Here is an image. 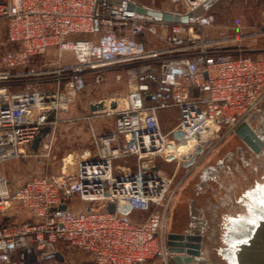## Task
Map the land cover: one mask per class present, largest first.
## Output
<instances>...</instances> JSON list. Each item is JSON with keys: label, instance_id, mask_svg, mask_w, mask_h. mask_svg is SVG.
I'll list each match as a JSON object with an SVG mask.
<instances>
[{"label": "built area", "instance_id": "obj_1", "mask_svg": "<svg viewBox=\"0 0 264 264\" xmlns=\"http://www.w3.org/2000/svg\"><path fill=\"white\" fill-rule=\"evenodd\" d=\"M172 1V11H193L187 22L156 19L131 7L134 0H0V264H26L32 254L31 264H82L81 252L93 264H169L167 221L185 182L264 105V53L204 35L216 22L198 11L205 0ZM68 52L76 61H66ZM112 67L126 70L127 93L88 103L105 102L82 118L92 152L71 161L69 154L58 173L32 175L12 189L4 165L50 149L60 114L88 75L100 82ZM170 109L179 111L177 122L164 128L161 114ZM101 116L114 118L112 129L94 126ZM159 160L173 164V173ZM76 196L82 208L70 203ZM15 205L27 219L9 213Z\"/></svg>", "mask_w": 264, "mask_h": 264}, {"label": "rangeland", "instance_id": "obj_2", "mask_svg": "<svg viewBox=\"0 0 264 264\" xmlns=\"http://www.w3.org/2000/svg\"><path fill=\"white\" fill-rule=\"evenodd\" d=\"M134 1L156 9L167 11L176 9V4L172 0ZM178 8L182 9L180 6ZM204 11L213 13L216 17L215 24L203 31V34L208 38L219 41V45H240L253 56L264 53V28H261L264 24V0H218ZM0 38L2 40L5 38L3 32L0 33ZM56 54L57 52L51 51L48 57L55 58ZM66 56L67 62L76 61V57L72 53L68 52ZM100 74L104 78L100 82L97 81L96 74H89L87 85L79 94L73 107L60 114V122L53 135L48 138L50 149L41 147L39 156L29 155L14 159L4 165L3 170L12 182V189L23 184L32 175L45 172L58 173L63 158L69 154L79 159L92 152L90 125L85 119H82L90 111L88 103L98 99L122 98L127 93L125 69L112 67L104 69ZM48 86L46 85V87ZM178 114L177 109L162 112V126L164 128L174 126ZM72 117L79 119L71 120ZM93 124L99 131L104 132L113 128L114 118L101 116L95 118ZM250 124L256 130L264 129V105L260 112L250 118ZM263 149L264 146L261 151ZM260 152L254 151L241 137L236 133L233 134L217 152L192 173L179 195L199 197L209 195L225 211L255 183L251 174L262 162L257 154ZM47 153L50 154L49 157L46 156ZM120 163L124 164L123 161ZM159 163L165 172L173 173V164H167L162 160H159ZM129 164L132 169L135 168L134 159L129 160ZM179 174H182V169ZM70 203L76 204L79 208L84 206L77 196L72 198ZM95 206L103 207L100 203ZM10 212H13L16 215L14 218L19 221L27 219L25 211H22L18 205L11 208ZM133 218L137 219L140 216L136 214ZM76 255L83 260L82 264H93L88 253L81 252ZM37 264L48 263L42 261Z\"/></svg>", "mask_w": 264, "mask_h": 264}, {"label": "water", "instance_id": "obj_3", "mask_svg": "<svg viewBox=\"0 0 264 264\" xmlns=\"http://www.w3.org/2000/svg\"><path fill=\"white\" fill-rule=\"evenodd\" d=\"M216 1L218 0L203 1L198 11L208 9ZM130 6H135L138 11L150 14L156 19L170 22H187L189 15L193 13V11L178 13L172 10L156 9L140 3ZM111 106L115 107L116 102L112 101ZM104 108V101L90 105L92 111ZM49 118L54 120V113ZM51 131V126L43 127L42 134L32 143L34 151L39 150L41 141ZM261 132L263 139L250 124V119L244 121L236 130V134L256 152H260L264 146V129ZM257 154L262 162L251 174L255 183L225 211L209 195L193 196L192 231L167 232V249L173 263L264 264V203H261L264 195L259 192V189L264 187V149ZM254 194H257L256 197L253 196ZM60 208L66 209L67 205L63 204ZM107 209L115 212V203L110 202ZM222 253L228 256L229 261ZM54 255L63 259L60 252ZM36 259L37 255L32 254L26 264H31Z\"/></svg>", "mask_w": 264, "mask_h": 264}, {"label": "crops", "instance_id": "obj_4", "mask_svg": "<svg viewBox=\"0 0 264 264\" xmlns=\"http://www.w3.org/2000/svg\"><path fill=\"white\" fill-rule=\"evenodd\" d=\"M41 147V146H40ZM198 170V169H197ZM136 215V214H135ZM193 229V196L179 195L173 203L167 221V230L176 232L192 231ZM203 234V233H202ZM146 264H165L161 258L149 260ZM169 264H175L169 260Z\"/></svg>", "mask_w": 264, "mask_h": 264}, {"label": "flooded vegetation", "instance_id": "obj_5", "mask_svg": "<svg viewBox=\"0 0 264 264\" xmlns=\"http://www.w3.org/2000/svg\"><path fill=\"white\" fill-rule=\"evenodd\" d=\"M252 118V117H251ZM257 132L261 135V137H262V139H263V133L261 132V131H259V130H257ZM260 192V191H259ZM258 194V193H257ZM257 194H254L253 196H255L256 197V195ZM253 204V203H252ZM223 250V249H222ZM222 250H221V252H222ZM223 254V253H222ZM224 255V254H223ZM224 257H226L227 259H228V261H229V258H228V256L227 255H224ZM230 263V262H229Z\"/></svg>", "mask_w": 264, "mask_h": 264}, {"label": "bare ground", "instance_id": "obj_6", "mask_svg": "<svg viewBox=\"0 0 264 264\" xmlns=\"http://www.w3.org/2000/svg\"><path fill=\"white\" fill-rule=\"evenodd\" d=\"M124 103V102H123ZM123 103L121 102V106L123 105ZM109 104V102L107 101V105ZM74 159V157L72 156V155H70L69 157H68V160L69 161H71V160H73ZM124 207H125V205H124Z\"/></svg>", "mask_w": 264, "mask_h": 264}, {"label": "snow or ice", "instance_id": "obj_7", "mask_svg": "<svg viewBox=\"0 0 264 264\" xmlns=\"http://www.w3.org/2000/svg\"><path fill=\"white\" fill-rule=\"evenodd\" d=\"M259 191L261 192L262 195H264V187L260 188ZM261 203H264V200H262Z\"/></svg>", "mask_w": 264, "mask_h": 264}]
</instances>
